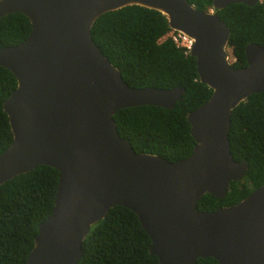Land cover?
I'll return each instance as SVG.
<instances>
[{"label":"water","instance_id":"1","mask_svg":"<svg viewBox=\"0 0 264 264\" xmlns=\"http://www.w3.org/2000/svg\"><path fill=\"white\" fill-rule=\"evenodd\" d=\"M211 0L198 10L186 0H0V17L25 16L30 30L0 49V67L15 79L3 100L11 142L0 153V184L37 166L58 173L53 206L37 226L26 264H76L89 228L109 208L132 211L157 264H264V182L231 206L196 210L204 194L222 198L246 172L229 152L230 113L247 96L264 93V46L244 47L246 65L229 61V30ZM159 12L168 29L192 40L198 81L210 96L185 114L194 144L169 162L135 153L112 116L137 106L171 109L183 89L131 88L91 40L94 21L126 6Z\"/></svg>","mask_w":264,"mask_h":264},{"label":"trees","instance_id":"2","mask_svg":"<svg viewBox=\"0 0 264 264\" xmlns=\"http://www.w3.org/2000/svg\"><path fill=\"white\" fill-rule=\"evenodd\" d=\"M210 1L186 0L204 11ZM215 13L229 30L226 49L231 65L244 67L245 45L264 46V0L253 6L231 3ZM29 30L22 14L0 17V49L21 43ZM173 33L159 12L136 5L100 15L90 30L92 42L119 70L127 86L183 89L171 109L137 106L118 110L112 116L118 135L135 153L154 154L169 162L190 154L194 142L185 114L210 96V89L198 81L194 58L176 47ZM14 87V77L0 67V153L11 142L1 104ZM227 139L233 160L246 161L245 175L230 182L220 199L202 195L195 205L198 211L231 206L264 182V93L247 96L231 111ZM57 178L53 168L37 166L0 184V264H26L37 226L52 210ZM148 246V236L136 215L113 206L89 228L76 264H157ZM193 264L217 262L206 257L197 258Z\"/></svg>","mask_w":264,"mask_h":264},{"label":"built area","instance_id":"3","mask_svg":"<svg viewBox=\"0 0 264 264\" xmlns=\"http://www.w3.org/2000/svg\"><path fill=\"white\" fill-rule=\"evenodd\" d=\"M171 39L176 47L182 48L183 54H188V51L192 45V40L185 35L175 32L171 34ZM230 61V60H229Z\"/></svg>","mask_w":264,"mask_h":264}]
</instances>
